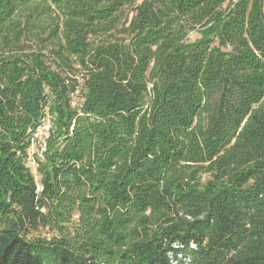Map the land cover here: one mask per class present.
<instances>
[{
	"label": "trees",
	"instance_id": "1",
	"mask_svg": "<svg viewBox=\"0 0 264 264\" xmlns=\"http://www.w3.org/2000/svg\"><path fill=\"white\" fill-rule=\"evenodd\" d=\"M0 264H264V0H0Z\"/></svg>",
	"mask_w": 264,
	"mask_h": 264
},
{
	"label": "built area",
	"instance_id": "2",
	"mask_svg": "<svg viewBox=\"0 0 264 264\" xmlns=\"http://www.w3.org/2000/svg\"><path fill=\"white\" fill-rule=\"evenodd\" d=\"M74 127H72L73 129ZM53 130L52 123L48 119H44L40 126L36 129L33 135V146L36 147L34 157L39 160L45 159V154L48 148V141ZM36 164V162H34ZM42 189L39 188V191Z\"/></svg>",
	"mask_w": 264,
	"mask_h": 264
},
{
	"label": "rangeland",
	"instance_id": "3",
	"mask_svg": "<svg viewBox=\"0 0 264 264\" xmlns=\"http://www.w3.org/2000/svg\"><path fill=\"white\" fill-rule=\"evenodd\" d=\"M234 1H237V0H234ZM199 38V35L196 33V32H193L189 35V41H195ZM79 104V99L78 97L75 98V105H78ZM36 152V147L32 146L30 151H29V159H28V162H27V165L28 167L31 169V171L34 173V175L36 176V180H37V183L38 185L40 184V176L39 174L37 173V166L36 164L34 163L35 162V159H34V153ZM206 175L203 176V179H206ZM42 236L44 237H49V232L44 230L41 232Z\"/></svg>",
	"mask_w": 264,
	"mask_h": 264
}]
</instances>
